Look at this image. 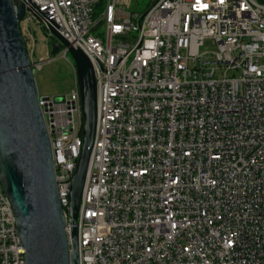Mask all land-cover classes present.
I'll list each match as a JSON object with an SVG mask.
<instances>
[{
	"label": "built area",
	"instance_id": "obj_1",
	"mask_svg": "<svg viewBox=\"0 0 264 264\" xmlns=\"http://www.w3.org/2000/svg\"><path fill=\"white\" fill-rule=\"evenodd\" d=\"M31 3L52 42L47 24L88 57L96 83L79 264H264V0H150L142 14L124 0ZM27 53L33 73L69 62L62 45L43 62ZM70 66L69 93L37 96L68 241L82 146ZM24 256L0 185V264Z\"/></svg>",
	"mask_w": 264,
	"mask_h": 264
},
{
	"label": "water",
	"instance_id": "obj_2",
	"mask_svg": "<svg viewBox=\"0 0 264 264\" xmlns=\"http://www.w3.org/2000/svg\"><path fill=\"white\" fill-rule=\"evenodd\" d=\"M36 9L31 0H0V185L15 214L24 264H79L76 225L95 137L96 83L88 57L47 24L56 40L50 55L62 45L73 60L82 111V146L70 180L68 241L50 140L19 25L26 12L41 22L45 16Z\"/></svg>",
	"mask_w": 264,
	"mask_h": 264
},
{
	"label": "rangeland",
	"instance_id": "obj_3",
	"mask_svg": "<svg viewBox=\"0 0 264 264\" xmlns=\"http://www.w3.org/2000/svg\"><path fill=\"white\" fill-rule=\"evenodd\" d=\"M149 4L150 0H124L125 10L130 13L142 14L148 8ZM28 29L33 40H29L26 36L24 41L28 51L33 47V60L35 62H43L56 57V55H50L52 38L48 37L44 25L34 17L28 24ZM204 48L205 50L213 51L215 45L213 41L206 40ZM67 59L69 62L63 59H56L44 65L42 70L33 73L39 96H50L61 99L65 94L69 93L74 79V71L70 66V62H73V60L69 53L67 54Z\"/></svg>",
	"mask_w": 264,
	"mask_h": 264
},
{
	"label": "trees",
	"instance_id": "obj_4",
	"mask_svg": "<svg viewBox=\"0 0 264 264\" xmlns=\"http://www.w3.org/2000/svg\"><path fill=\"white\" fill-rule=\"evenodd\" d=\"M101 10V7H98L97 8V11H96V13L95 14H98V12Z\"/></svg>",
	"mask_w": 264,
	"mask_h": 264
},
{
	"label": "snow or ice",
	"instance_id": "obj_5",
	"mask_svg": "<svg viewBox=\"0 0 264 264\" xmlns=\"http://www.w3.org/2000/svg\"><path fill=\"white\" fill-rule=\"evenodd\" d=\"M221 2H223V0H221Z\"/></svg>",
	"mask_w": 264,
	"mask_h": 264
}]
</instances>
